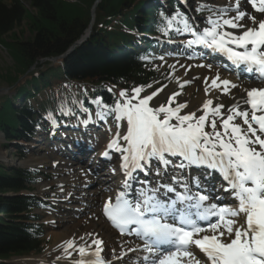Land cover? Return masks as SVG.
I'll list each match as a JSON object with an SVG mask.
<instances>
[{"label": "snow or ice", "instance_id": "6c2138e0", "mask_svg": "<svg viewBox=\"0 0 264 264\" xmlns=\"http://www.w3.org/2000/svg\"><path fill=\"white\" fill-rule=\"evenodd\" d=\"M246 3L264 14V0ZM206 10L209 15L201 23L179 11L171 17L162 13V35L169 42L172 36H190L183 41L186 48L222 54L234 70L264 79V18L241 10L240 0L235 7ZM246 16L251 24L240 23ZM205 58L195 51L188 55ZM208 80L205 77L206 94L210 89L229 94L237 87L218 73L210 85ZM132 92L130 96L121 91L122 100L112 106L102 98L96 102L101 121L109 115L118 127L126 121L123 133L116 132L102 154L110 160L119 153L122 173L119 193L114 202L111 197L105 200L103 215L121 235L143 241V260L150 264H264V88L247 90L246 98L236 99L227 109L208 99L201 115L181 114L186 104L172 106L179 92L172 94L168 105H150L157 93L142 96L140 87ZM216 173L221 177L218 186L209 187L199 179ZM141 174H151L152 179ZM186 174L192 176L191 182ZM104 243L94 237L86 248L68 241L65 255L70 257L71 249L80 257L74 264H107L101 257ZM134 251L137 248L129 249Z\"/></svg>", "mask_w": 264, "mask_h": 264}, {"label": "trees", "instance_id": "16d2710c", "mask_svg": "<svg viewBox=\"0 0 264 264\" xmlns=\"http://www.w3.org/2000/svg\"><path fill=\"white\" fill-rule=\"evenodd\" d=\"M145 1L101 0L89 39L53 63L50 59L63 56L85 34L93 20L96 0H0V48L11 59L10 67L0 68V78L15 92L13 96H0V132L8 141H30L40 126L41 113L54 111L64 103L71 105V95L82 100L84 95L77 87L80 84L91 87L90 95L95 92L109 98L101 84L128 88L153 81L156 73L144 62L145 53L133 52H139L141 45L150 48L145 35L161 32V14L166 15L159 10L144 13L141 9ZM174 3L171 1L172 6ZM27 21L31 36L23 40L15 29ZM62 83L75 90L67 93L66 88L56 99L50 90ZM15 98L22 102L33 98L37 106L35 110L29 106L16 108ZM16 148L23 159L27 150ZM34 175L30 170L9 169L0 163V264H12L13 257L42 250L45 228L37 224L40 217L33 211L45 204L21 195L32 189Z\"/></svg>", "mask_w": 264, "mask_h": 264}, {"label": "bare ground", "instance_id": "6f19581e", "mask_svg": "<svg viewBox=\"0 0 264 264\" xmlns=\"http://www.w3.org/2000/svg\"><path fill=\"white\" fill-rule=\"evenodd\" d=\"M236 0H232L231 5H225V7H235ZM241 7L245 6L244 3H242V0H240ZM247 12L252 15L253 13L251 4H247L246 6ZM245 11V10H243ZM230 15H235V13H231ZM251 24V21L248 19H245L244 21H241L240 23ZM228 31H233L237 34H239L241 29H227ZM180 65H184L182 67L185 79L187 81H193L194 83L192 86L188 89L186 98L182 102V104H188L189 98L194 94L195 92H198L195 96L194 100L188 104L187 112H196L197 115L202 114V107L204 103L208 99H212L214 102V105L216 104H224L226 105V102L228 101L230 104L235 103L236 99L246 98V91L251 90L253 88H264V83L262 84H253V83H242L238 81L235 75L222 73L218 71L216 68L211 66V68L206 67L207 60H197V59H186L182 58L180 60ZM198 64H204L205 67H196L195 65ZM189 66L191 67V70L188 71L187 68ZM219 74L221 77V80L228 79L232 83L236 84L237 87L231 88L229 94H224L220 89H210L209 92L206 94L205 92V83L204 79L205 77H208V83L211 84V80L215 78V76ZM197 80H201V82H197ZM188 96V97H187ZM235 98V99H233ZM38 148L36 151L32 154L30 160L26 163L27 165H38V166H45V165H53L56 162L59 166L62 167L63 175H65L66 181L60 183L65 184L68 188H70V191H68L65 196H69V192L73 190V188H79L80 193L76 195L79 198H84V201L87 205H90L89 212L86 214V216L82 220H72L67 224L66 230L54 233L52 234V238L54 240V246L53 248H57V255L60 258H64L65 251L64 248L66 246V242L72 241L77 246L84 245L87 248V245L91 244V241L94 237H98L104 240V246L102 253L109 254V257L107 260H111L110 264H150V262H146L143 260V256L146 255L142 251L143 244L136 240L131 235H119L116 233L115 230H113V227L110 223L106 222L104 217L102 216V205L105 202V200L108 199L107 194L105 193V188L102 186V184H96L100 185L98 189L90 190L88 189L89 183H91V177H88L91 175V173L87 174L84 170V166H82V163L78 162L77 160H73L68 158L70 161H63L61 159V155L56 152L49 154L48 149H44V145L37 146ZM54 154V155H52ZM74 162V163H73ZM86 166V165H85ZM86 168V167H85ZM122 174L120 173V176ZM122 179V176H121ZM98 182V180H97ZM108 186H110L112 183L107 182ZM119 190H116V192ZM72 197V196H71ZM70 197V199H71ZM77 206H83L82 201L78 202ZM50 220V219H49ZM92 233L93 236H89L88 234ZM139 246V247H137ZM131 248H137V251L129 252V249ZM95 246H92V250L94 251ZM113 249L120 250L119 253L113 252ZM71 252V255L75 256L77 259H80L78 252H75L71 249L68 250ZM121 254H124V256L121 258V260L117 259V256H120ZM87 259V257H85ZM70 259L69 256H66L65 260Z\"/></svg>", "mask_w": 264, "mask_h": 264}, {"label": "rangeland", "instance_id": "374dc122", "mask_svg": "<svg viewBox=\"0 0 264 264\" xmlns=\"http://www.w3.org/2000/svg\"><path fill=\"white\" fill-rule=\"evenodd\" d=\"M224 1L228 0H193L191 5L193 8V11L196 12V18L198 19H204L209 15L208 11L206 10L207 8H216L219 9L220 5L223 4ZM230 1V0H229ZM203 8L205 10L203 11H197V9ZM29 10L32 11V9L29 8ZM175 11L174 13H176ZM256 15V14H255ZM29 21L23 24L22 27L16 28L15 33L19 35V37L23 40L28 39L31 34L29 33ZM18 37V38H19ZM11 38V37H9ZM13 38V37H12ZM183 37L179 38L177 40L178 43H182L181 39ZM177 51L175 50L174 52L167 50V52L161 56L154 57L153 58V65L156 67V69L159 71V75H162L164 73H167V79L168 81L166 82L165 86L160 88L162 91H154L151 90L150 87L147 86H137L142 88L141 95L142 96H147L151 95L154 93H157L153 97L152 104L151 105H168L169 99L172 96L174 92H179L180 95L176 97V100L173 102L172 106L176 104H182L184 99L186 98L187 90L190 88L191 84L193 83H185L187 80H185L184 72L182 71L181 65L178 62L179 57L176 56ZM160 57H163V59H160ZM175 67H172V66ZM11 66V59L7 56V53L0 49V68L2 69H7L8 67ZM246 82H251V80H245ZM197 82H201V80H197ZM183 84V87L181 85ZM9 85L0 78V96H2L5 93H10L11 90H9ZM130 96L133 94V92L128 93ZM197 92L195 93L194 96H191L188 100V104H190ZM188 97V96H187ZM18 103V101H16ZM187 104V105H188ZM231 106L229 103H227V107ZM174 107V106H173ZM188 108H185V111L182 110L181 114L187 113ZM99 111L92 110L90 112V116L92 119V122L97 123V130L95 134L98 135H107L109 138L114 139L115 133L116 132H121L123 133L124 131V124L126 121L122 123L121 126L118 127V124L115 123V121L112 120H106V121H101L99 116L97 115ZM69 124V123H67ZM246 127V126H245ZM105 141H100L98 143V149H103L105 146ZM57 150L62 151V146L60 147H52ZM51 148V149H52ZM32 152L30 153L29 156H31ZM119 155V153H117ZM117 155H114V158L117 157ZM0 161L5 162L6 166L8 168H15V167H20V159L18 158V154L15 152V149L9 145L6 146V143H0ZM86 171H88L89 164L86 163ZM92 169V167H90ZM104 168L103 170H101ZM118 159L117 161H113L111 164H108V167L102 166L99 169H97L96 174L99 176V178H106L107 176H101L100 172L105 173L106 170L111 171L110 174L113 176V181L112 184H115L118 182V179L115 178L118 175ZM61 167L59 165H46V168L42 169L41 171L45 173V178L39 184L35 189H34V194H38L39 196H47L50 197L51 199L56 200H61V201H51L52 203L55 204V207H53V210H49L47 212L41 213L44 222L47 223L48 227V232L46 236V243L44 246V251L40 255H33L31 256L32 259H35V262L32 264H54L58 263V255H57V248H53L54 246V240L52 238V234L54 233H59L62 231L66 230L67 224L71 222L72 220H82L88 211L86 206H82L79 209L76 208V205L78 202L82 201L83 199L77 198L79 200L71 199V203L62 200H66L65 196H63L65 189H67L66 186L59 187L58 183H61L65 178L62 175V172L60 171ZM113 169H116V171H113ZM108 174V175H110ZM56 175H58L56 177ZM98 186L92 185L90 189H97ZM106 188V187H105ZM108 191L107 193L109 194V197L113 196V187H107ZM62 190V191H60ZM73 195H76V191L72 190ZM56 195V196H54ZM40 214V213H39ZM50 219V220H49ZM57 221V222H54ZM26 264H31V263H26Z\"/></svg>", "mask_w": 264, "mask_h": 264}, {"label": "water", "instance_id": "95a60500", "mask_svg": "<svg viewBox=\"0 0 264 264\" xmlns=\"http://www.w3.org/2000/svg\"><path fill=\"white\" fill-rule=\"evenodd\" d=\"M99 1H100V0H98L97 3H98ZM97 3H96V4H97ZM89 33H90V29L87 31L86 35L82 38V40H81V42H80L79 44H81V43H83L84 41H86V39H87L88 36H89ZM72 49H73V48H71V51H72Z\"/></svg>", "mask_w": 264, "mask_h": 264}]
</instances>
